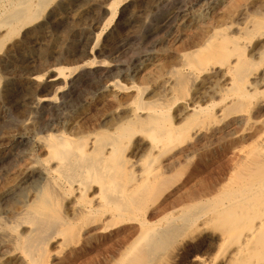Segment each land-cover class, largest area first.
<instances>
[{"label":"bare ground","instance_id":"1","mask_svg":"<svg viewBox=\"0 0 264 264\" xmlns=\"http://www.w3.org/2000/svg\"><path fill=\"white\" fill-rule=\"evenodd\" d=\"M133 1L0 0V129L14 120L28 123L43 114L32 138L35 158L23 172L22 185L33 189L32 199L20 202L24 203L17 207L21 211L10 216L8 224L0 218V248L8 247L0 264H153L161 262L165 252L187 234L190 237L183 246L190 247L195 264H264V71L251 78V71L264 60V41L247 51L251 36L264 39V22L252 18L235 28L215 30L203 43L195 44V50L184 55L187 73L175 72L176 83L170 90L185 93L197 72L218 69L219 80L214 90L182 98L183 106L171 114L177 102L158 97L149 100L147 88L133 83L125 88L114 81L126 74L125 70L93 60L99 42ZM153 1L161 5L171 0ZM173 19L168 15L161 29L171 26ZM87 20L90 28L84 26ZM231 28L235 31L226 33ZM38 32L44 34L37 37ZM157 33L150 29L144 34L148 41L141 39L148 43ZM31 37V45L20 52L21 44ZM118 48L123 50L124 43ZM103 80L112 82L109 88L133 93L127 100L114 99L121 113L97 124L91 121L93 115L91 120L87 118L88 125L73 122L60 126L66 111ZM23 86L27 87L24 92ZM33 87L38 90L31 93ZM259 101V116H254L251 105ZM11 104L17 111L23 109L20 119L9 109ZM258 117L259 121L254 120ZM258 123L262 128L255 131L251 143L254 148L245 149L243 156L238 150L239 156L230 167L215 168L208 160L182 181L183 166L188 167L187 162L197 153L195 144L201 140L203 128L237 124L244 133ZM141 134L149 138L148 144L134 141V148L128 151L131 141ZM244 137L240 135L239 139ZM24 138L26 135L14 139L13 144L24 148L28 145L25 140L31 141ZM212 138V133L206 135L207 144H213ZM221 142L225 140L216 141L217 145ZM19 185L16 189L21 193L24 188ZM174 191L179 193L169 197ZM114 231L116 236L111 233ZM200 233L202 237H196ZM109 234L116 237V242L106 247ZM205 249L214 254H195ZM12 254H18L16 261ZM87 256L90 258L80 261ZM57 258L61 259L59 263H55Z\"/></svg>","mask_w":264,"mask_h":264},{"label":"rangeland","instance_id":"2","mask_svg":"<svg viewBox=\"0 0 264 264\" xmlns=\"http://www.w3.org/2000/svg\"><path fill=\"white\" fill-rule=\"evenodd\" d=\"M150 1H152V2L149 3ZM150 1L149 0H146V1L135 0V1H133L134 3H132L129 7H126V9L122 10L119 13V15L116 17V19L114 20V23L112 25L111 29H113V30L110 29L108 31L109 33L107 32L106 35L102 38V40L104 42H102V40L99 42L100 45L98 44V46H97V51L95 53L93 60L98 61V62L105 61L113 67L119 66L122 70H125L126 74H121L122 77L120 75L118 78L114 79V81H116L117 83L119 82L118 84L123 86V87H125V88L129 87L133 83L136 86L147 88L148 92H146L145 95L149 94L148 96H150L151 98L146 96V98H148L149 100H154V99H157V97H158V99H164L165 101H171L169 103L177 102V103H175L176 105L174 104V106L172 108L174 111L171 109V114L174 113L177 110V108L179 107V105L182 104V101H184L183 100L184 98H186V97L189 98V96L192 95V93L197 92V91L204 92L205 90L207 91V89L208 90L209 89L214 90V86H215V84H217V82L219 80L218 74H216L217 72H219L218 69H212V70L207 71L206 73L197 72L198 74L196 73L195 74L196 76L191 77L193 79V81H194V79H195V81L194 82L192 81V83L189 82V85L187 86V91L185 93L181 94L179 92L177 93V91L175 92V91L170 90V88L173 86V84L176 83V73H179V74L187 73L186 72L187 71L186 66H185V62L187 61V56L184 58V55L186 53H190V51L193 52L195 50L194 48L197 47V46H195V44L203 43V41L206 40L207 36L210 35V33L215 31V30L221 31V29L224 30V29H227V27L228 28L229 27L235 28V27L241 26L240 23H248V22H250V20H253V19H255L257 21L260 20L261 22L262 21L264 22V16H263L264 15V3H263L264 0H231V1L230 0H195V1L191 0V2H190V0H171V1L165 2L161 5H160V3L157 4V2L153 3L154 2L153 0H150ZM212 1H214V2H212ZM138 2L139 3L141 2V3L139 4ZM142 2H144V3H142ZM197 2H199L200 4H198ZM186 3H188V4H186ZM131 6H133V7H131ZM139 6L142 8V11H141V8H139ZM148 6H149V8H148ZM224 6H225V8H224ZM162 8H165V9H162ZM127 10L130 12H127ZM146 11H147V13H146ZM59 12L62 13L61 11H59ZM126 12H127V14H126ZM140 13H141V15H143V18L140 15ZM170 13H172V14H170ZM137 14L139 16H135ZM122 15H124L126 17H124ZM162 15H163V17H162ZM168 15H170L171 17L172 16L175 17V19H173V21H172V23H174V24L171 23L170 24L171 26H169L168 28L163 30V29H161V26H162L163 22L165 21V19L167 18ZM133 16H135V17L132 18ZM121 17L124 19H122ZM139 17H140V19H139ZM222 17H224V18H222ZM218 18L220 20H218ZM127 19H129V20H127ZM131 19H133V20H131ZM152 21H154V22H152ZM157 21H158V23H157ZM88 22L89 21L87 20L84 23L85 28L91 27V22H89V23ZM121 22H123V24ZM130 24H132V25H130ZM118 25H120V26H118ZM212 25H213V27H212ZM130 26H131V28H130ZM143 26H145V27H143ZM234 28H231L230 30L228 29L226 31V33L228 32L231 34L232 32L235 31ZM150 29L155 30L158 33L156 34V36L153 37L154 39L152 38V41L149 40V42L150 41L151 42L150 43L148 42L149 43L148 44L146 41L144 42L143 41L144 39L143 38L141 39V37H144L145 40H147L146 37H148V36L144 35V34L145 33L148 34ZM158 29H160V30H158ZM203 32H205V33L203 34ZM41 34H44V32H38L37 37L40 36ZM33 37L27 39V41H25L23 44H21L22 46H20V49H19L20 52L22 51V49L24 50L27 46L31 45V41H32L31 39ZM244 37H246V36H244ZM257 37L258 36L255 37L253 35V36H251L252 39H250V42L248 43V41H247V43H248L247 44V51L253 49L257 45V43L259 44V43L264 41V39L259 40L260 38L258 39L259 40L258 41ZM263 37H261V38H263ZM193 38H194V40H193ZM189 41L192 43V45ZM122 42L124 43L123 50L121 48H118V44L122 43ZM141 43H142V45H141ZM134 45H136L137 48ZM110 46H112V48ZM101 49H103V50H101ZM121 51H122V53H121ZM106 52H108V53H106ZM116 52H117V54H116ZM149 54H150V56H149ZM122 55H124V56H122ZM129 59H131V60L129 61ZM150 60H152V61L150 62ZM258 66H259V68L257 70L251 71L252 72V75H251L252 79L257 78L264 71V60L263 61L261 60V62L259 63ZM137 70H138V72H137ZM213 71H215V74ZM210 72H213V73H210ZM202 74L203 75L205 74V75L203 76ZM183 75H185V74H183ZM198 75H200V76H198ZM130 76H132L133 78L132 77L130 78ZM189 76H192V75H189ZM205 76L208 80L204 79ZM167 78H169L170 80ZM165 79H167V80H165ZM214 79H216V80H214ZM138 81H139V83H138ZM161 81H163L164 83ZM148 82H149V84H148ZM170 82H171V84H170ZM24 83H26V81H24ZM110 83H112V82L106 83L103 80V82H100V84H98L97 86L95 85L96 87L93 86L88 92H84L83 97L85 99H82L79 104L74 106V108H71L70 110L66 111V117L64 118V120L62 119L60 121L59 125L60 126L61 125L65 126V125H69V124L73 125L74 123L77 126L85 125V124L88 125V122H89V120H91L90 118H92L93 115H94L93 116L94 118L91 120L93 124H97L99 121H101L104 118L111 119L114 116H118L117 114H119V112L121 113L122 110H121V108H117L116 105L113 104L115 101L114 99L115 98H117V99L123 98V99L127 100L133 93L127 92V91L123 93V92H121V90H118V89L116 90V88L115 89H113L112 87L109 88ZM158 83H160V85ZM194 85H196V86L194 87ZM23 87H24V89H23ZM23 87L21 89L22 92H24V90L27 88L26 86H23ZM166 87H168V88L166 89ZM188 87L191 89H189ZM35 89L38 90L37 87H33L31 93L36 92ZM113 90H115V91L113 92ZM169 90H170L171 94H168L169 95L168 96L167 91H169ZM191 90H192V92H191ZM93 91H95V92H93ZM186 94H187V96H186ZM171 95H172V97H171ZM10 97H11V94H8V96H7L8 101L11 100L12 97L11 98ZM160 97H162V98H160ZM170 98H172V99H170ZM261 101L264 102V95L261 97ZM261 101H259L257 103L256 102L252 103L251 109H250L252 112V115L254 114V116H259V114L256 111V108H257V105H259V103ZM14 105L15 104H11L10 105L11 107H9V109L13 112L16 111L15 112L16 114H14V113L13 114L16 115L18 117V119H20L22 116L21 110L23 111V109L19 108V111H17L18 108L16 107V105L15 106ZM181 106H183V104ZM98 113H100L99 114L100 118L98 117ZM76 114H77V116H76ZM42 115L43 114H38L36 116L35 120L32 119L30 121L33 124V126L30 122L22 123L20 120H14L13 124L11 123L12 125L7 126L8 128L4 127L2 129H0V133H1L0 134V154H1L0 155V159H1L0 160V172H1L0 173V200H1L0 201V218H1L2 222L6 223V224H8L7 221L9 222L10 219L12 218V217L10 218V216H15L16 213H19L21 211V208H20V210L18 208H19V206L22 207V205L24 204L23 202H26V200L28 201L29 199L30 200L32 199L33 189L28 188V187H27L28 188L27 189L26 188L27 184L22 185L25 181V180H23V174H24L23 172H24V169L35 158L36 152H34V145L32 142V140H33L32 138H33V135L36 134L35 124L37 123V120L42 117ZM78 115H80V116H78ZM76 117H77V119H76ZM88 117H89V120L87 119ZM97 117H98V119H97ZM260 118L261 117H258L257 119H254V120L259 121ZM65 119H66V121H65ZM94 119L95 120L97 119V120L95 121ZM240 119L241 118H239L238 120H240ZM87 120H88V122H87ZM27 124L30 126H28ZM16 125L18 128H16ZM21 125H22V127H21ZM75 125L73 127H76ZM232 125H224L223 127L214 126V127H209V129H207V130H205V128H203L201 130V132H202V133L200 132L201 133V140H199V142L195 144V146H196L195 149L197 150V153H195V154L197 156L195 154L192 155L193 159L191 158V160H189L190 162L189 161L187 162L188 167L184 168L185 163L182 164V165H184L183 170H182V172H183L182 173V181L186 178V176H188L191 173V171L194 168H197V165H200V164L210 160L211 161L209 164L210 166H214V167L220 166L221 167V165H222L221 168H226L228 166L230 167V165H232L231 161L234 160L237 156H239V154L237 153L238 150H242L241 156H243L245 153V152L243 153V151L245 149L247 150L250 148L251 149L254 148V145L251 143L253 141V138H255V135H256L255 131H258L260 128H262L261 125L259 123L255 124L253 126L251 125V129H249V131L248 130L245 131L244 133H242V129L240 130V127L237 124L235 126L234 125L232 126ZM23 127H26V128H23ZM238 127H239V129H238ZM235 128L238 129V130L236 129L238 131V133L235 130ZM20 133H22V134H20ZM211 133L213 136L212 141L214 140L212 142L213 144H211L209 142H208L209 144H207V141L205 139L206 135H210ZM25 135H26V138L31 140L29 142V141H27L26 138H24V139H26L25 142H27V144H28L27 146H25L24 148L22 147L23 148L22 149V148L15 146L13 144V141H15L18 137L25 136ZM240 135H242V136L245 135V137H244L245 139L242 138L243 140L242 139L240 140L239 139ZM144 136H146V135L141 134V136H139V137L136 136L135 137L136 139L134 138L131 141V143L129 144L128 151H131V149L134 148V146H135L134 141L138 142V140H139L140 143L148 144L149 138L147 137V139H146ZM250 136H252V138L249 139ZM231 138H232V140H231ZM218 139L225 140V143L221 142L222 146H220L221 144L217 145L216 141ZM233 139H236L235 143L232 142ZM9 141H11V142H9ZM190 141L191 140H188L184 144L183 147H185V145L187 143H189ZM11 143H12V145H11ZM192 143L190 144V146L192 145ZM242 143H244V144L242 145ZM16 147H17V149H16ZM27 149H29L30 152ZM210 151H211V153H210ZM26 162H27V164H26ZM12 169H13V171H12ZM13 177H14V179H13ZM18 185L19 186L22 185L21 187L24 188L21 193L19 191H17V189H16ZM35 185H37V184H35ZM35 185H34V187H35ZM187 187L185 186V189ZM12 188H14V189H12ZM181 188L183 191L185 190L183 187H181ZM181 188H180L179 192L182 191ZM27 190H28V192L30 191L31 194L28 193ZM179 192H177V193H179ZM174 193H176V192L174 191ZM174 193L173 194L170 193L169 197L173 198L175 195H177V193L176 194H174ZM4 197H6V198H4ZM14 197H16V198H14ZM28 197H29V199H28ZM2 198L6 201H4ZM8 198H10L11 200ZM21 201H23V202L20 204ZM7 203H9V204H7ZM115 231L111 232L112 234L114 233V236H116ZM205 232L212 234L213 236H217V237L219 236L218 235L219 233H216L211 229H206ZM112 234H109L110 235L109 240H108L109 243L107 242L108 244H107V246L105 245L106 247H110V246L114 245V243L116 242V237H114ZM202 235L203 234L200 233L196 237H202ZM98 237L100 239H102L103 236L100 235ZM189 237H190L189 234H187L185 237H181L180 240L177 241V244H174L172 248L168 249L167 250L168 252L166 251L167 253L165 252L166 255L163 256L164 259L162 257V259L160 260L161 262H156L153 264H157V263H159V264H177L178 262H179L178 264H195V262L191 261L192 260L191 254H193V252L191 253L190 251H188L190 249V247H184L183 246V244L186 241H188ZM195 240L196 239H193L192 241H195ZM105 246H103L102 248H105ZM7 248L8 247H6V245H4L3 248H0V250H3V251H0V260L3 258L2 253H4ZM185 249H186V252H185ZM205 253L206 254H214V251L211 253L206 251V249L201 251V253L200 252L197 253L195 251V254H205ZM12 255H13L12 259L14 261H16L18 254L17 255L15 254L16 256L14 254H12ZM90 255H95V254L93 253ZM67 256L68 255L66 254L65 257H67ZM89 256L85 257L86 259L83 258V260H80V261L87 260L88 258H90ZM166 256H167V258H166ZM13 257H15V258H13ZM55 261H56L55 263H59V261H61V259L57 258V260L55 259ZM188 262H190V263H188Z\"/></svg>","mask_w":264,"mask_h":264}]
</instances>
